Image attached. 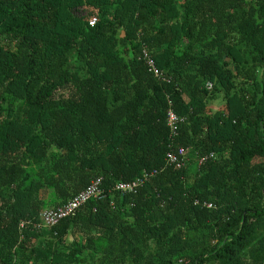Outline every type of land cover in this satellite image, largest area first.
<instances>
[{
    "label": "trees",
    "instance_id": "16d2710c",
    "mask_svg": "<svg viewBox=\"0 0 264 264\" xmlns=\"http://www.w3.org/2000/svg\"><path fill=\"white\" fill-rule=\"evenodd\" d=\"M0 264H264V0H0Z\"/></svg>",
    "mask_w": 264,
    "mask_h": 264
},
{
    "label": "built area",
    "instance_id": "2783aa9c",
    "mask_svg": "<svg viewBox=\"0 0 264 264\" xmlns=\"http://www.w3.org/2000/svg\"><path fill=\"white\" fill-rule=\"evenodd\" d=\"M90 24L94 25L97 22V17L90 18ZM142 57L146 62L149 70L158 78L165 79L164 73L157 67L156 60L152 53L144 48L142 51ZM212 84L209 83L208 87L211 89ZM172 103V102H170ZM185 118L179 116L172 108L169 109L167 113V122L171 131V138H175L178 135L180 125L184 122ZM215 155L211 153L209 155H204L200 157L199 164L204 163ZM188 162V149L183 146L172 148L166 156V164L174 165L179 168H183ZM158 173V169L147 171L142 176L128 182H120L116 185V189L122 193L132 192L138 187L143 185L145 181L152 175ZM104 196V189L102 188V178H97L92 181V183L82 190L80 193L76 194L70 201L64 205L45 209L41 214V221L34 224L35 227H51L57 225L62 219L74 216L81 206L88 202L92 198H101ZM207 207H212V203H205ZM32 222L24 221L21 223V227H25Z\"/></svg>",
    "mask_w": 264,
    "mask_h": 264
},
{
    "label": "rangeland",
    "instance_id": "374dc122",
    "mask_svg": "<svg viewBox=\"0 0 264 264\" xmlns=\"http://www.w3.org/2000/svg\"><path fill=\"white\" fill-rule=\"evenodd\" d=\"M219 98H218V100L216 101V102H214L212 105V107H215V108H223L224 107V105H223V102H222V96H218Z\"/></svg>",
    "mask_w": 264,
    "mask_h": 264
}]
</instances>
